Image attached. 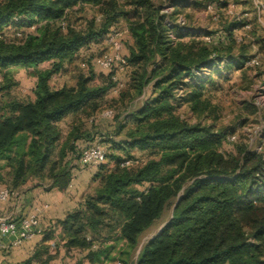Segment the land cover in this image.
Returning <instances> with one entry per match:
<instances>
[{
    "label": "trees",
    "instance_id": "1",
    "mask_svg": "<svg viewBox=\"0 0 264 264\" xmlns=\"http://www.w3.org/2000/svg\"><path fill=\"white\" fill-rule=\"evenodd\" d=\"M230 4L0 0V94L16 86L14 68L31 69L36 77L32 97L0 107V188L17 192L37 184L65 191L83 150L100 143L95 117L110 110L113 120L103 140L104 161L92 169L81 202L44 232L20 264H53L56 237L66 251L85 252L89 264H264V148L232 142L234 150L223 152L237 125H217L210 95L215 79L229 80L234 71L255 70L264 86V60L248 65L264 55V34L256 16L230 17ZM209 6L220 27H192V11ZM84 10L94 15L75 24ZM120 23L128 34L121 44L123 63L101 69V54L95 62L99 74L88 62L74 84L51 85L53 75L76 63L82 48L106 44L113 30L121 31ZM44 62L49 66L40 69ZM117 70L128 74L120 87ZM115 88L117 96L108 99ZM244 107L248 112L237 124L252 116L264 130V108L252 101ZM68 119L63 133L60 123ZM169 205L170 219L140 246L143 232Z\"/></svg>",
    "mask_w": 264,
    "mask_h": 264
},
{
    "label": "rangeland",
    "instance_id": "2",
    "mask_svg": "<svg viewBox=\"0 0 264 264\" xmlns=\"http://www.w3.org/2000/svg\"><path fill=\"white\" fill-rule=\"evenodd\" d=\"M235 0H229L231 3L227 9V14L233 16H239L242 12L245 13L246 17L253 18L256 16L259 23L258 30L261 34H264V0H253V4L242 5L234 3ZM237 1V0H236ZM240 1V0H238ZM246 1V0H241ZM165 6V5H164ZM167 12H170V7H163ZM255 8V12H252ZM231 10V13H230ZM194 15V28H203L204 30H215L220 27V22L218 21V16H214L212 10L204 11H192ZM94 15L92 10L82 11L76 17L80 20L76 21L73 18V22L82 26L83 21L88 17L91 18ZM229 18V20H231ZM225 21V18L223 19ZM222 21V22H223ZM120 35L119 38L121 44L125 46V43L128 39V34L126 32L125 24L120 23ZM237 35L243 36V31L238 30ZM121 45L120 50L118 51V56H123L126 53V49ZM253 52L257 54V48L252 46ZM111 46L108 44H101L99 46L91 45V48L84 47L81 49L78 59L75 64H70L62 72L53 75L51 79V84L53 86L59 87L62 84H74L75 76L79 71L87 72L88 62L91 64L95 73L99 74L100 69L95 65L96 59L102 54H110L112 52ZM101 56V57H102ZM257 60L261 63L264 60L263 53L258 54ZM83 64L85 66H83ZM47 63L40 64V69H45ZM261 67V66H260ZM14 81L17 83L15 87L10 89L7 93L0 94V107L9 99L17 98L20 100L32 97V89L34 87L36 77L32 74L31 69L26 68H14L11 70ZM255 70H248L245 73L232 72L229 75V80L226 79H215V87L210 88V95L212 97V102L217 106L218 110V126H229L237 125L236 135L233 141L230 140L228 143H224L222 151L227 153L234 150L233 143L237 142L238 144H246L251 150L259 149V146L264 148V130L261 122H256L253 120V117L250 116L247 123L242 124L243 126L238 125L240 116L246 115L247 110L244 107L245 102L252 101L260 109L264 108V86L261 83L260 78L255 77ZM116 78L118 79V87H120L125 80L128 78V74L125 70H117ZM251 79L252 81L250 82ZM249 84V87L247 86ZM118 88L112 89L108 92L107 98L112 99L117 96ZM142 97L135 101L133 107H137L141 104ZM181 113H185L183 106L179 109ZM114 113V112H113ZM69 119L60 123L61 130L63 133L66 132ZM96 127L98 128L99 136L98 140L104 146L107 147L106 143L103 140H106L108 134L113 130V120L110 117L102 116L101 113L98 114L96 120ZM87 126H90L88 123ZM122 137H115V140H120ZM80 145H82L80 143ZM134 156L143 158L144 155L138 153L137 151L133 152ZM78 167L81 166L83 169L86 168L82 165L81 160H78ZM77 167V168H78ZM172 211V206L169 205L161 217L156 220L149 229L143 232L140 237V246L143 245L146 241L154 237L159 233L162 227L170 219ZM58 255V254H56ZM136 257V255H135Z\"/></svg>",
    "mask_w": 264,
    "mask_h": 264
},
{
    "label": "crops",
    "instance_id": "3",
    "mask_svg": "<svg viewBox=\"0 0 264 264\" xmlns=\"http://www.w3.org/2000/svg\"><path fill=\"white\" fill-rule=\"evenodd\" d=\"M44 63H47L45 67L47 68L49 63ZM97 118L98 115L95 120ZM92 175V170L79 166L74 169L72 180L65 191L27 184L15 192L13 197L2 202L0 216L11 220L17 221L30 214H38L41 233L33 235L18 245L13 244L14 235L0 237V264H20L27 259L42 240L44 232L52 227L56 220L62 219L67 212L79 205L92 180ZM52 252L58 254L53 264H89L84 257L85 252L66 251L58 237L52 242ZM104 264L120 263L115 261Z\"/></svg>",
    "mask_w": 264,
    "mask_h": 264
},
{
    "label": "built area",
    "instance_id": "4",
    "mask_svg": "<svg viewBox=\"0 0 264 264\" xmlns=\"http://www.w3.org/2000/svg\"><path fill=\"white\" fill-rule=\"evenodd\" d=\"M213 7L209 6L208 10H212ZM231 13V10H230ZM248 28V27H246ZM120 32L113 30L107 40L106 44L111 46L112 52L110 54H105L100 57L97 61L98 66L101 69H108L112 65H119L123 63L122 56H118V51L120 50L121 43L119 38ZM237 35V32H236ZM239 36V35H237ZM209 40L208 37L205 38ZM240 39V36H239ZM258 63L257 58H254L248 62V65H255ZM103 116L109 117L112 115L110 110H105L102 112ZM105 158V150L102 144L96 142L92 146H89L85 150H83L81 154V162L87 169H94L101 162L104 161ZM129 162H125L128 164ZM15 192L10 191L7 188H0V205L2 202L7 199L13 197ZM41 233V228L39 225V217L38 214H30L25 217L20 218L17 221L11 220L8 217L0 216V236H15V240L13 241L14 245H18L22 243L24 240L31 238L35 234Z\"/></svg>",
    "mask_w": 264,
    "mask_h": 264
}]
</instances>
